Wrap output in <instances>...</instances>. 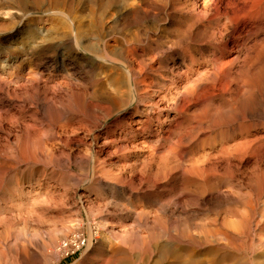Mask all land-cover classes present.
Segmentation results:
<instances>
[{
  "label": "bare ground",
  "instance_id": "6f19581e",
  "mask_svg": "<svg viewBox=\"0 0 264 264\" xmlns=\"http://www.w3.org/2000/svg\"><path fill=\"white\" fill-rule=\"evenodd\" d=\"M177 6L179 26L172 45L165 46L174 60L168 74H154L149 58L144 66L139 64L142 58L138 63L139 51L130 41L135 36L123 39L121 52L93 55L94 62L127 79L122 84L123 77L101 72V92L97 90L100 94L91 104L94 115L96 111L107 118L99 127L83 122L85 105L80 109L83 105L74 98L82 101L83 93H66L64 98L60 86L40 85L41 77L34 73L22 81L19 95L12 83L0 82V264H57L61 241L73 250L85 242L89 251L98 225L93 219L82 225L79 210L95 216L98 195L105 197L104 206L114 205L115 197L124 194L116 190L122 185L135 191L145 187L160 206L150 215L151 209L129 197L115 204L123 214L115 220L118 227H111L118 243H111L104 264H254L253 254L264 248V205L257 199L264 198V0H178ZM197 38L204 40L201 47L194 44ZM120 114L125 116L118 119ZM80 128L87 135L73 145L92 152L95 163L92 176L79 181L84 186L78 184L79 176L66 175L56 165L64 151L72 153L68 136ZM109 160L118 167L108 168ZM246 172L257 196L253 193L251 204L246 197L245 205L244 199L237 201L244 205L239 207L226 199L221 184L225 177ZM228 199L234 206H227ZM170 203L178 212L168 211ZM55 206H66L67 213L63 207L58 218L50 217ZM197 216L193 234L190 221ZM131 219L145 230L125 228ZM83 226L86 241L78 233L69 238L70 231ZM258 254L264 260V253Z\"/></svg>",
  "mask_w": 264,
  "mask_h": 264
},
{
  "label": "rangeland",
  "instance_id": "374dc122",
  "mask_svg": "<svg viewBox=\"0 0 264 264\" xmlns=\"http://www.w3.org/2000/svg\"><path fill=\"white\" fill-rule=\"evenodd\" d=\"M34 1H36V2H34ZM181 1L183 2V0H181ZM132 2H133V4H132ZM177 2H178V0H0V82L1 81H7L9 84L12 83L10 85L12 87L14 86L13 89H15L16 94H18V91H19V93L21 92V90L19 89V86L24 84L26 82V78L31 77L34 73L35 76L41 77L40 85H44V84L48 85L49 84L48 86H52V85L54 87H57L56 85L60 86V90L62 91L61 94H62V97H64V98H65V95H63V94H66V93L67 94L75 93V92L76 93H83L82 96L85 95L84 97L86 99L85 98L83 99V97L80 96L82 101H80L78 98H76L77 96L74 97L77 101H79V103L81 102L80 106L83 105L80 109H82L85 105V108H83L82 110L86 111L85 113L90 116L89 117L88 115L85 114V118H84L83 122H87L85 124L90 126V128H92V129H94L97 126L99 127V125H102L105 121H107L106 117L104 119L96 111H95V115H94L93 114L94 109H91V107H92L91 104L94 103L93 97L98 96L100 94V93H98V91L101 92L100 89H98L99 88V85H98L99 79L105 78V77H103L104 75L105 76L108 75V77L110 76L109 78H111V77H114V78L115 77H120V78L123 77L122 78L123 82L121 81L122 79L120 80V82L122 84H125L124 82L127 79L122 74H120L121 76H118L119 73H117V72H115L116 74L113 75V72L109 69L110 66H107L106 64L103 65V64H99V63L94 62V60H92L93 55H95V53H97V51H98V53L105 52L109 55L114 54L117 51L121 52V50L125 46L123 39L125 37L127 38L128 36H130L129 38L131 39V38H134V36H135L136 38L133 39V41H132V39L131 40L129 38L128 39L131 41V45L133 42L134 43L133 45L134 46L136 45L135 46L136 49L139 52H141V54H142L141 55L138 52V54H139V58L137 60L138 63L140 62L139 59L142 58L141 61L143 63L142 62L139 63L141 66H144V62L146 64L151 62L152 68L156 69V70L154 69V71H153L154 74H157V73L168 74L170 72V68H171L170 66L174 60H172L173 58L172 59L169 58L171 50L169 49L167 51L166 50L167 47H165V46H169L168 44H170V46L172 45L170 40L173 41V39L175 38V34H176L175 31H176V28L179 26L178 17H177L178 14L176 12V9L178 7ZM39 3L40 4L42 3V4L40 5ZM237 3H238V5L241 4L240 1H237ZM37 5H39V6H37ZM156 11H158L157 15L155 13ZM38 12L41 15H39ZM166 12H167V14H166ZM153 13H155V15ZM164 19H165V21H164ZM146 20H147V22H146ZM146 23L149 26H147ZM155 23H158L155 25L156 28L154 26ZM151 25L153 27H151ZM157 25H159L160 30H159ZM148 28H150L151 30H147V32H146L145 29H148ZM154 30L156 32H158V31H160V32L157 34ZM151 31H152V33H151ZM136 33H137V36H136ZM145 34L147 35L146 37L144 36ZM152 36L153 37L155 36L156 38L154 37V39H153ZM148 39H151L152 42L150 41L151 42L150 43L148 41ZM197 39L199 40L201 38H197ZM197 39H195V41H194L195 43L194 42L193 43L196 46L201 47V45L204 43V40L202 41V39H201L198 42ZM167 40H169V42ZM197 43H200V44H197ZM141 44L144 45V48L142 47ZM149 55H151V56H149ZM152 57H153V59H152ZM157 57H159L161 63L158 62L159 60H157L158 59ZM148 58L151 59L152 61L151 60L149 61ZM161 59H163L164 61ZM143 60H146V61H143ZM34 69H37V70L34 71ZM27 70H29V71H27ZM108 70H110V71H108ZM102 71H103V73H105L104 75H103V73H101ZM11 72H12V74H11ZM41 72H42V74H41ZM27 75H29V76H27ZM4 78L8 79V80H4ZM9 80H10V82H9ZM22 81L24 83H22ZM18 82H21V83H18ZM42 83H44V84H42ZM126 83H127V81H126ZM50 84H52V85H50ZM110 87L108 89L112 88V87L111 88ZM16 88H18V89H16ZM162 90H164V89H161V91ZM88 98H90V99H88ZM85 100H86L87 104L85 103ZM91 101H92V103H91ZM144 103L146 104L145 106L149 105V104H147V103H149L148 101H146ZM144 103L142 105H140L141 108L145 107ZM87 106L90 108L91 112ZM86 108H87V110H86ZM152 109L154 112L151 115H155V112L157 110L155 108H152ZM191 109H193V107H191ZM87 112H89V113H87ZM132 112H133L132 109H130L128 112L129 113L128 115L131 118L133 116ZM170 112H171V116H172V114H174V113L172 111H170ZM96 115H98V116H96ZM122 116H125V115L120 114L118 116V119ZM86 118H88L89 120L86 121L85 120ZM154 123L155 122L153 120L152 124L154 125ZM166 126L167 125L164 124L162 127H166ZM158 130L160 133V129H158ZM180 131H179V134L181 135L182 131H183L182 128L180 129ZM73 134H75V135L73 136ZM83 134L87 135L85 129H83V128L77 129V131L75 133L69 134L68 139H71L69 141V144H70L69 146H72V148H73L72 153L69 155L70 158H69L68 154H66L67 151L66 152L64 151L60 160L56 164L58 169L61 168L60 170L62 172H66V175L70 174L71 177H73L75 179L78 178V176H79L78 184L82 185V186H84V184L80 183L79 181L82 180L81 182H84L85 179H89L92 176V171H93V167L95 164L93 162L92 152L90 153V151H85L84 146H82L81 144H78L79 146L77 148L73 145L75 143V140L78 139L79 136L80 137L84 136ZM71 141H73V142H71ZM80 148H82V151ZM65 154L68 156V159H66L67 157ZM75 154L76 155L79 154V155L76 156ZM80 155H81V157H80ZM64 156H65V158H64ZM85 156H86V158H85ZM131 156H133V154H131ZM92 162H93V165L91 164ZM106 164L108 165L107 166L108 168L116 169L118 167V165H115L113 162H111V160L106 161ZM90 168H91V170H90ZM247 169H248V171L251 170L250 168H247ZM253 171L254 170H252V172ZM249 173L250 172L244 173L243 177H238L239 175L242 176V174H239V175L237 174V176L235 174L233 176L234 178L232 176L227 177V180L228 181L230 180L229 183L226 180V177L222 179L221 186H222V190L224 191V195L226 193V195H225L226 199L228 197L231 198V200L234 202L233 204H235V205L237 204L236 206L243 207L245 205L246 201L248 203L250 202V204H251L252 200L254 201L253 198H255V196H257L255 191L252 192L253 189L251 188V186L247 180V176L249 175ZM85 174H87V176ZM83 175L85 176V178L82 177ZM83 178H84V180H83ZM142 189L135 191L136 189L130 190V188L128 189L126 187V185H122L119 187V189L116 188V190H118V191L123 190L124 194H123V196H116L115 202L116 203L118 202V204H116L115 202L114 203L116 205H121L124 202V199L126 197H129V201L131 203H133V201H134L133 204L136 203L135 205H137V206H140L142 204H143L142 206H145V207L147 206V208L151 209L150 215H153L155 213V211L154 212H152V211L154 209L157 210V208H159L158 206H160L159 205L160 200L158 198L148 197V195L145 192V187H142ZM236 190H238V191H236ZM128 191H129V194L127 193ZM135 193H136V197L134 195ZM253 193H255L256 195ZM237 194H239L241 196H239ZM126 195H128V196H126ZM142 196H143V198H142ZM234 196H236L240 199H237L236 197L234 199ZM252 196H253V198H251ZM145 197H146V199H145ZM245 197L247 199L246 201H245ZM249 197H250V199H249ZM133 198H134V200H133ZM137 198L139 201L137 200ZM104 199H105V197L103 195H100V196L98 195V198L96 201V206L98 209L95 206V212H96L97 216L96 215L93 217L89 216L88 212L86 213L87 210L85 208H80V210H79L80 211L79 212L80 218H82V220H83L82 225H84L86 227V223H88L87 220H89V219H90V221L93 219V221L94 222L96 221L95 223L98 225V228L96 229L97 235H96V238H95L94 244H93L94 246L89 251H85V249H84L85 248V246H84L85 242H84L83 245H81L77 250H73L71 247H68V246L65 247V241H61L62 243L61 242L58 243L60 246L59 245L56 246V248H58V249H56V256H55V258L58 260L57 264H102V263L104 264L105 263L104 261L107 258V254L109 253V251L113 247V246H111V243L114 240L117 241V239H115V237L114 238L112 237L113 235L111 234V227L113 229L118 227L119 223L116 222L115 220H118L119 218H121V217H119V215L122 216L123 214L119 210H116L117 206H115V204L113 205V202L110 203V206L109 205L104 206L107 203L106 199H105V201H104ZM120 199H121V201H120ZM243 199H244V202H243L244 205H243L242 201H241L242 204L237 203V201L240 202L239 200H243ZM257 199L259 202L261 201L260 203H262V204H260V207H262L261 205H264V203H263L264 198H257ZM101 200H102V202L103 201L104 202L101 203ZM122 200H123V202H122ZM231 200L227 201L228 202L227 206H229V207L231 205L234 206L232 203L231 204L229 203V202H232ZM235 200H236V202H235ZM248 200H251V201H248ZM113 201H114V199H113ZM97 203L100 205H98ZM171 204L172 203H170V205H168V206H170V207H168V211L170 209H172L174 212H178V210H174L172 208ZM101 206H102V208H100ZM103 206H104V209H103ZM59 207L61 208V210ZM63 207H61V206H58V208L56 206L54 208L51 207L49 209L48 215L51 214L50 217L58 218L60 216V211H62V208L65 212L66 206H63ZM100 209L101 210L103 209L101 211L102 213L100 212ZM111 209H112V211H111ZM107 211L110 213H108ZM104 212H105V214H104ZM65 213H67V212H65ZM174 215H176V213ZM103 216H104V218L102 219L101 217H103ZM199 216H201V215H199ZM105 217H107V218H105ZM202 217H203V215L201 216V218ZM109 219L114 220L113 221L114 223L111 222V223H113V225L111 223L109 224L110 221L105 222V221H108ZM197 219H198V216L195 217V219L194 218L191 219V221H190L191 227H189V229L192 228L191 230L194 233L193 232H191V233H193V234H196L195 232H197V229H198V228L197 229L195 228L193 230V228H194L193 226H195V224H197L198 221H200L199 219L198 220ZM97 220L98 221L101 220V221L98 222ZM101 223H102V225H103V223L104 224L107 223V224L104 225L105 227L104 226L101 227L102 226ZM128 223H129L128 226H126L125 228L128 227V228H131L134 230L138 229L137 231H139V232H140V230H141V232L145 230V228H143L145 226L141 222H136V221L133 222V219H131L128 221ZM99 224L101 226H99ZM108 224H109V226H108ZM139 224L142 227L138 226ZM84 226H83L84 229H82V230H78L77 228H74L72 231H70L71 233L69 234V238L72 236L73 233H78L76 235H78V236L81 235V238H83L85 240L84 237H86V230H85ZM106 227H108V228H106ZM136 227H137V229H136ZM239 227H240V229H239ZM141 228H143V230ZM107 229H110V231ZM238 229H239V231H241L240 225L238 226ZM109 234H110V236H109ZM116 241H114L112 244H114ZM116 243H118V241ZM115 244H114V247L117 245V244L116 245ZM109 247L111 249H109ZM102 248H104V249H102ZM260 249H264V248L262 247ZM260 249L257 251V254H253L254 255L253 257L256 258L255 260L253 258L254 264L256 261H257V263L259 262L258 264L264 263L263 258L258 256L259 255L258 253H264V250H260ZM102 251H103V253H102ZM91 255H93V256H91ZM256 255L258 257H256ZM87 257H88V259H87ZM257 259H259V260H257ZM261 259L263 260V262H261Z\"/></svg>",
  "mask_w": 264,
  "mask_h": 264
}]
</instances>
